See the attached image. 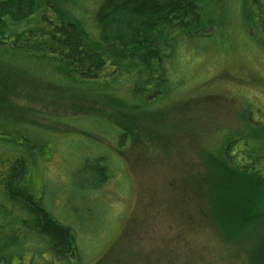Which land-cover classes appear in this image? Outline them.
Here are the masks:
<instances>
[{
	"label": "rangeland",
	"instance_id": "374dc122",
	"mask_svg": "<svg viewBox=\"0 0 264 264\" xmlns=\"http://www.w3.org/2000/svg\"><path fill=\"white\" fill-rule=\"evenodd\" d=\"M101 2L76 0L70 9L91 24L87 14ZM213 2L222 26L182 49L171 97L155 103H128L121 79L73 82L54 61L29 56L32 43L0 54L4 164L13 153L30 157L28 188L77 231L81 264H251L246 245L207 212L208 184L202 193L194 186L203 189L197 174L208 172L198 171L203 145L214 153L230 132L246 137L250 125L264 124V30L247 28L264 0ZM5 234L1 227L3 241ZM22 246L23 264L51 260L48 249Z\"/></svg>",
	"mask_w": 264,
	"mask_h": 264
},
{
	"label": "trees",
	"instance_id": "16d2710c",
	"mask_svg": "<svg viewBox=\"0 0 264 264\" xmlns=\"http://www.w3.org/2000/svg\"><path fill=\"white\" fill-rule=\"evenodd\" d=\"M213 3L102 0L92 14L88 12L93 19L89 24L81 23L70 9L76 8V0H0V46L12 38L10 54H15L32 43L30 50L36 52L29 56L54 61L56 71L73 82L106 87L121 79L128 84V103H155L171 97V71L182 49L212 38V30L222 26ZM257 16L248 29L257 25L264 30V10ZM24 38L25 45L19 46ZM10 51L2 47L0 54ZM250 128L246 137L237 131L222 137L214 153L209 151L212 143L203 145L198 171L208 172L197 174L203 189L197 184L194 189L202 193V183L208 184L205 203L213 221L230 239L246 245L251 264H264V124ZM119 135L123 142L126 133ZM240 137L243 147L237 148ZM27 159L18 155L0 180V228L6 231V241L0 239V264H23L25 243L32 250H49L51 260L41 264H81L77 231L57 219L41 194L28 188ZM28 264L38 262L33 258Z\"/></svg>",
	"mask_w": 264,
	"mask_h": 264
},
{
	"label": "flooded vegetation",
	"instance_id": "af4514ba",
	"mask_svg": "<svg viewBox=\"0 0 264 264\" xmlns=\"http://www.w3.org/2000/svg\"><path fill=\"white\" fill-rule=\"evenodd\" d=\"M20 30H22V29H20ZM25 40V38L24 39H22L21 41H22V43H20L21 45H19V46H24L25 44L23 43V41ZM14 40L11 38V39H9V40H2L1 41V45L3 46V45H8L10 48H6V49H8L9 51L10 50H13L12 48H13V42ZM11 52V51H10ZM22 52V51H21ZM17 53H20L19 51L17 52ZM29 54H35V53H33V52H30ZM1 133V132H0ZM3 137V136H2ZM7 141H11V143H15V141H14V138L13 137H9V139H7ZM14 152H15V150H14ZM11 153H13V152H11ZM7 154H9L8 152L6 153V155ZM12 155H14L13 156V158H11L10 160H8L7 161V163L6 164H4V161H3V159L5 158L4 157V153H0V180H2L3 178H5L6 176H7V173H8V170H9V167H10V164H11V162L18 156V154H16V153H13ZM30 158V157H29ZM30 160V159H29ZM30 169V163H29V166H28V170ZM26 177H27V175H26Z\"/></svg>",
	"mask_w": 264,
	"mask_h": 264
}]
</instances>
